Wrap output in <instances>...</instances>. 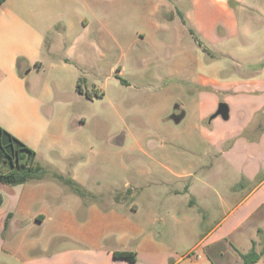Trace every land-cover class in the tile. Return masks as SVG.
I'll list each match as a JSON object with an SVG mask.
<instances>
[{
	"label": "rangeland",
	"instance_id": "rangeland-1",
	"mask_svg": "<svg viewBox=\"0 0 264 264\" xmlns=\"http://www.w3.org/2000/svg\"><path fill=\"white\" fill-rule=\"evenodd\" d=\"M24 2L51 10L53 23L40 46L28 44L30 65L19 58L17 75L0 74V121L35 150L42 183L72 177L85 200L122 198L145 227L160 212L167 225L155 232L184 254L253 183L237 188L243 169L223 153L232 141L214 144L229 122L211 115L232 93L226 83L251 71V52L264 47V0ZM175 103L187 111L179 124L168 120ZM71 190L59 185L56 195ZM190 198L214 207L212 216H196Z\"/></svg>",
	"mask_w": 264,
	"mask_h": 264
},
{
	"label": "crops",
	"instance_id": "crops-1",
	"mask_svg": "<svg viewBox=\"0 0 264 264\" xmlns=\"http://www.w3.org/2000/svg\"><path fill=\"white\" fill-rule=\"evenodd\" d=\"M51 17L52 11L45 6L24 0L0 4V74L17 75L19 58L25 66L31 64L28 44L36 40L40 46L52 26ZM251 53L249 57L256 60L250 65L252 70L223 87L232 91L226 98L230 118L214 144L220 147L232 141L223 153L243 169L242 183L236 186L253 183L224 218L200 234L199 241L184 254L176 256L162 232H155L159 224L162 228L167 225L162 213L153 210L146 228L128 217L122 198L105 204L85 200L71 190L64 200L56 195L59 185L66 186L63 180L47 185L36 179L16 185L0 182V264H215V256L221 264H242V253L253 248L260 252L264 246V176L259 181L253 179L264 172V47L259 54ZM68 174L71 176L72 167ZM204 183L216 191L215 184ZM195 198L188 203L190 208L198 206L200 213L195 215L210 218L214 207ZM188 214L181 218L188 219ZM248 222L241 237L237 230ZM193 233L197 234L196 230L185 232ZM235 241H239L237 246ZM197 250L196 255L193 252ZM262 259L264 254L254 264Z\"/></svg>",
	"mask_w": 264,
	"mask_h": 264
},
{
	"label": "trees",
	"instance_id": "trees-1",
	"mask_svg": "<svg viewBox=\"0 0 264 264\" xmlns=\"http://www.w3.org/2000/svg\"><path fill=\"white\" fill-rule=\"evenodd\" d=\"M5 0H0V4ZM79 80V90L82 91L81 81ZM90 95L91 93H87ZM36 152L33 148L19 139L5 127L0 125V182L5 184L16 185L31 180L40 179L44 170L40 164L36 163ZM65 178L64 176H59ZM68 184L75 192L85 197L87 191L71 177L65 178ZM2 197L0 196V203ZM125 252H117L116 255H125ZM127 254H129L127 252ZM264 254V246L260 252L255 248L247 253H242L243 264H254ZM135 260V257L132 258Z\"/></svg>",
	"mask_w": 264,
	"mask_h": 264
},
{
	"label": "water",
	"instance_id": "water-1",
	"mask_svg": "<svg viewBox=\"0 0 264 264\" xmlns=\"http://www.w3.org/2000/svg\"><path fill=\"white\" fill-rule=\"evenodd\" d=\"M179 111V112H177ZM187 111L184 108L182 103H175L173 112L168 116V120H172L174 123L179 124L186 117ZM220 116L224 120H228L230 118V106L226 101H221L218 104L216 111L211 115V119ZM124 136L125 132H122L118 137L117 145L122 146L124 144Z\"/></svg>",
	"mask_w": 264,
	"mask_h": 264
},
{
	"label": "flooded vegetation",
	"instance_id": "flooded-vegetation-1",
	"mask_svg": "<svg viewBox=\"0 0 264 264\" xmlns=\"http://www.w3.org/2000/svg\"><path fill=\"white\" fill-rule=\"evenodd\" d=\"M179 112V111H178Z\"/></svg>",
	"mask_w": 264,
	"mask_h": 264
}]
</instances>
